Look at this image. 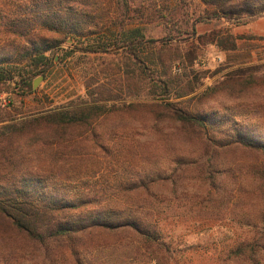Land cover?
Instances as JSON below:
<instances>
[{"label":"rangeland","instance_id":"374dc122","mask_svg":"<svg viewBox=\"0 0 264 264\" xmlns=\"http://www.w3.org/2000/svg\"><path fill=\"white\" fill-rule=\"evenodd\" d=\"M88 1L100 11L108 9L107 16L96 19L104 25L97 30L87 27L82 36L67 39L64 49L72 52L76 45L134 29L141 30L144 47L136 57L125 48L105 54L72 53L69 58L63 52L55 54L48 73L35 77L33 72L25 77L26 84L16 77L0 86V126L28 121L37 112L62 109L77 100L88 105L101 100L97 105L106 114L91 128L93 132L81 135L72 129L65 136L66 150L80 154L66 167L72 166L71 173L81 176L82 189L113 195L118 186L141 174L160 176L166 181L156 188V211L170 232L164 240L181 242L180 264H253L247 254L238 259L228 255L255 238L264 243V151L243 147L236 137L239 132L264 144V83L259 79L264 73V18L242 26L198 22L212 11L201 0H151L144 6L136 0L129 8L115 1ZM0 6H11L38 24L32 0H0ZM229 38L236 42L235 51L216 43ZM23 43L22 51L32 47ZM16 59L10 63L16 64ZM27 64L30 60L19 65L22 72L35 71ZM255 66L261 71L254 82L239 72ZM40 77L43 80L34 90ZM169 79L173 91L164 97L154 85L162 88V80ZM162 103L209 124L200 131L182 130L176 122L153 114V107ZM29 133L23 153L28 165L35 166L37 154L42 159L50 143L58 145L59 135ZM204 163L213 167L212 178L222 186L212 188L200 179ZM136 199L126 201L130 205ZM128 241L109 237L99 241L102 251L96 254V264H174L168 257H159L158 263L143 256L130 258ZM186 249L192 251L181 254ZM0 254L5 264L40 263L34 249L17 236L0 241ZM257 262L264 264V251Z\"/></svg>","mask_w":264,"mask_h":264},{"label":"trees","instance_id":"16d2710c","mask_svg":"<svg viewBox=\"0 0 264 264\" xmlns=\"http://www.w3.org/2000/svg\"><path fill=\"white\" fill-rule=\"evenodd\" d=\"M106 1L120 2L128 8L136 2ZM148 1L151 0H142V6ZM201 1L212 11L199 18L198 22L225 21L242 26L264 18V0ZM7 8L0 6V43L3 44L0 46V86L16 77L26 84L25 77L33 72L35 77L48 73L54 66L55 54L60 52L69 58L72 53L105 54L113 48H125L136 57L146 44L141 40V30L134 29L116 37L114 35V38L98 39L86 46L81 43L82 46L76 45L72 52L64 49L67 39L82 36V31L87 27L97 30L104 25L96 19L107 16L108 9L102 8L100 11L97 5L90 4L88 0H32L31 9L36 16L35 23H38L35 26L17 10L12 11L11 6ZM37 25L41 30H35ZM43 32L56 37H49ZM23 41L32 47L22 51ZM216 43L227 51L237 49L235 40L231 38ZM15 56L17 62L11 64L10 60ZM29 60L31 65H27L34 67L35 71L30 70L25 74L19 65ZM258 71H261L260 68L255 66L239 72H246L248 80L254 82L258 80ZM259 79L264 83V73ZM172 81L162 80V88L156 84L154 88L162 89L164 97H168L166 95L173 91ZM184 95L180 94L179 97ZM98 101L101 100L95 99L88 105L85 101L77 100L62 109L37 112L28 121L0 126V241L6 242L13 236L21 237L34 249L35 258L40 261L35 264H96V254L102 251L99 241L107 237L113 240L128 238V245L133 251L130 258L143 256L151 263H158L159 257L163 260L168 257L174 264H180L177 255L181 242L175 245L173 241L164 240L170 232L167 226L160 224V215L156 211L159 199L156 188L165 179L141 174L126 186H118L113 195H106L100 189H82L81 176L71 173L72 166L66 167L80 154L76 149L66 150L69 146L64 143L65 136L72 129L80 130L81 135L89 130L93 132L91 128L106 114L105 109L97 105ZM153 108V114L158 118L172 120L182 130L190 128L200 131L206 129L207 122L209 124V121L167 104H156ZM52 131L59 135L58 145L54 144L55 141L50 143L45 151L47 154L41 159L38 153L35 166L28 165L23 153L24 138L29 132L35 133L36 137ZM236 137L241 146L264 151V144L243 137L239 132ZM199 174L204 184L212 188L222 186L212 178L213 167L208 163L199 167ZM262 178L264 180V176ZM129 197L137 199L129 205L126 201ZM191 251L182 250L181 254ZM260 251H264V243L262 239L255 238L231 252L228 258L238 259L247 254L249 262L258 264ZM0 264H5L2 254Z\"/></svg>","mask_w":264,"mask_h":264},{"label":"water","instance_id":"95a60500","mask_svg":"<svg viewBox=\"0 0 264 264\" xmlns=\"http://www.w3.org/2000/svg\"><path fill=\"white\" fill-rule=\"evenodd\" d=\"M42 80H43V77H40V78H38V79H36V80L34 81V83H33V88H34V90L37 89V87L39 86V84L41 83Z\"/></svg>","mask_w":264,"mask_h":264}]
</instances>
